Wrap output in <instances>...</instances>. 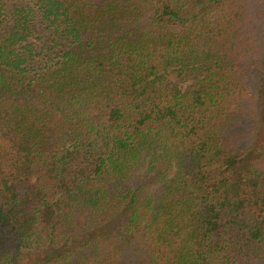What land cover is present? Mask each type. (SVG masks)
<instances>
[{
    "label": "trees",
    "instance_id": "1",
    "mask_svg": "<svg viewBox=\"0 0 264 264\" xmlns=\"http://www.w3.org/2000/svg\"><path fill=\"white\" fill-rule=\"evenodd\" d=\"M0 264H264V0H0Z\"/></svg>",
    "mask_w": 264,
    "mask_h": 264
}]
</instances>
